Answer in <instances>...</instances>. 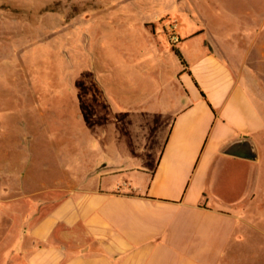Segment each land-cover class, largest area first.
<instances>
[{
	"label": "rangeland",
	"instance_id": "374dc122",
	"mask_svg": "<svg viewBox=\"0 0 264 264\" xmlns=\"http://www.w3.org/2000/svg\"><path fill=\"white\" fill-rule=\"evenodd\" d=\"M263 7L264 0H0V264H24L35 245L30 224L96 173L150 162L156 144L146 158L132 149L158 144L160 123L176 110L175 49L189 56ZM201 29L184 44L177 37ZM223 173L214 203L246 204L260 217L240 224L223 264H264V173L237 164Z\"/></svg>",
	"mask_w": 264,
	"mask_h": 264
},
{
	"label": "crops",
	"instance_id": "0c3cea01",
	"mask_svg": "<svg viewBox=\"0 0 264 264\" xmlns=\"http://www.w3.org/2000/svg\"><path fill=\"white\" fill-rule=\"evenodd\" d=\"M236 27L189 56L181 50L176 110L160 123L158 144L132 149L146 158L156 144L159 153L99 171L30 224L35 245L24 264H223L240 224L260 217L246 204H215L217 180L236 164L264 173V7ZM204 32L177 37L184 44Z\"/></svg>",
	"mask_w": 264,
	"mask_h": 264
},
{
	"label": "trees",
	"instance_id": "16d2710c",
	"mask_svg": "<svg viewBox=\"0 0 264 264\" xmlns=\"http://www.w3.org/2000/svg\"><path fill=\"white\" fill-rule=\"evenodd\" d=\"M175 51H176V54L178 55L180 61L182 62V64H186V61H185V59L183 58V55H182L181 51L178 50V49H175Z\"/></svg>",
	"mask_w": 264,
	"mask_h": 264
},
{
	"label": "flooded vegetation",
	"instance_id": "af4514ba",
	"mask_svg": "<svg viewBox=\"0 0 264 264\" xmlns=\"http://www.w3.org/2000/svg\"><path fill=\"white\" fill-rule=\"evenodd\" d=\"M239 148L241 149V150H243V151H248L250 148H249V146L247 145V144H241L240 146H239Z\"/></svg>",
	"mask_w": 264,
	"mask_h": 264
},
{
	"label": "water",
	"instance_id": "95a60500",
	"mask_svg": "<svg viewBox=\"0 0 264 264\" xmlns=\"http://www.w3.org/2000/svg\"><path fill=\"white\" fill-rule=\"evenodd\" d=\"M255 157H256V154L255 152L252 151L250 158H255Z\"/></svg>",
	"mask_w": 264,
	"mask_h": 264
}]
</instances>
